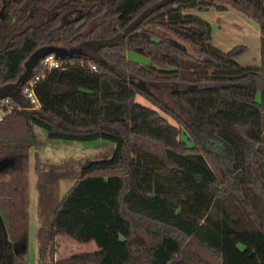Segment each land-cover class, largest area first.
Returning <instances> with one entry per match:
<instances>
[{"label":"trees","instance_id":"trees-1","mask_svg":"<svg viewBox=\"0 0 264 264\" xmlns=\"http://www.w3.org/2000/svg\"><path fill=\"white\" fill-rule=\"evenodd\" d=\"M222 1L259 23L260 64L237 59L245 44L215 45L211 22L189 11L225 9L219 0H0V85L42 45L87 48L64 67L37 64L41 107L0 120V264H28L31 147L54 140L111 150L82 164L63 197L64 164L36 151V264H264V0ZM141 81L171 84L199 128ZM63 235L97 249L56 258ZM192 237L219 261L189 249Z\"/></svg>","mask_w":264,"mask_h":264},{"label":"rangeland","instance_id":"rangeland-1","mask_svg":"<svg viewBox=\"0 0 264 264\" xmlns=\"http://www.w3.org/2000/svg\"><path fill=\"white\" fill-rule=\"evenodd\" d=\"M219 3L224 5L226 8L222 10L217 9L215 6H212V8H209V16H211L213 19L220 13L223 12L224 15L229 16V19H233V13H237L233 5H231L228 2L219 0ZM217 11V12H216ZM213 12V14H211ZM216 12V13H215ZM202 16H205L202 14ZM222 18H218V22H221ZM216 20V19H215ZM241 28V27H240ZM220 31H222L223 27L219 28ZM160 30V29H159ZM162 30V29H161ZM247 30V29H246ZM245 29H240L239 31L235 30L232 31L229 30V28H224L223 33L221 35V39L218 40L215 36V43L218 44L223 49H227L231 44L230 39L234 38H244L246 36ZM235 34V35H234ZM215 35V32H214ZM235 40V39H234ZM92 43V42H91ZM246 43V42H245ZM248 44V43H247ZM90 46V51L93 54H97V50L93 49L94 43H92ZM82 48H86L85 44L81 46ZM255 45H251V49L248 52L250 56H254L255 53ZM126 55L128 58L140 61L146 64H149L151 62V59L136 50H126ZM254 60V59H253ZM241 63L243 64H257L255 61L247 63L246 61L241 58ZM141 85L148 88L149 90L156 93L158 96H160L164 101H166L175 111L179 112L183 119L188 121L193 127L199 128V124L183 109L181 108L176 101H174L170 95H169V89L171 88V84L169 83H154V82H148V81H141ZM136 99L143 104L156 107L148 98L143 96L142 94H137ZM161 113L166 116L171 122L174 124L182 125L180 122H178L177 118L169 115L168 113L161 110ZM201 127L210 128L212 127V123L210 122H203L200 125ZM35 129L38 131V137L42 139L45 137L43 129L39 125H35ZM182 137L184 139L188 138V133L184 130ZM45 139V138H44ZM191 142V141H189ZM95 141H80V140H72V141H64V140H54L48 142L46 145H36V151L39 152V158L40 160H43L45 163L48 162H61L64 164V170L65 173H68L69 177L61 179V190H60V196L63 197L64 194H66L68 188L74 181V177L77 173V171L80 169L82 164H84L86 161L92 158L105 156L108 154V152L111 150V147L107 144H96ZM34 148V149H35ZM36 154L32 152L31 155V168L29 173V182H30V204L28 208L29 212V234H28V248H27V259L28 264H36L37 257H38V246L39 243L36 239V226L39 221V224H41V220L38 218V201H39V192L36 187V181L39 176V172L37 171L35 165H36ZM39 219V220H38ZM67 235H64L65 238H58L55 241L56 245V254L55 256L65 257L75 252H80L87 250L88 247L92 245H96L94 241L90 242H80L77 240L70 239L66 237ZM72 242L70 244L68 242ZM22 246V245H21ZM188 248L191 249L194 252H197L200 254L203 258L207 259L211 262H218L219 259L214 251H211L207 249L197 238L192 237L189 239L188 242Z\"/></svg>","mask_w":264,"mask_h":264},{"label":"crops","instance_id":"crops-1","mask_svg":"<svg viewBox=\"0 0 264 264\" xmlns=\"http://www.w3.org/2000/svg\"><path fill=\"white\" fill-rule=\"evenodd\" d=\"M235 8V10L237 11V13H233V19H229L227 15H224L223 12H220L214 19L209 16L208 12H209V9H206V10H199L198 8H191L189 9V11L191 12H195V13H199V14H203L205 16L206 19H208L211 24H212V33H213V42L215 45H217L218 47H220L218 44L215 43V36L216 38H218V40L221 39V35L223 33V29L225 28H229V30L232 29L235 30V32L240 29H245V31L247 32L246 33V36L244 38H234V39H230V43L229 44L230 46L227 48V49H223L222 47H220L221 49L223 50H229L230 48H232L233 46L237 45V44H245L248 46V49L247 51H245L243 54L239 55L237 57V59L240 61L241 58H243L244 61H246L247 63H250V62H253L255 61V63L257 64H260L261 62V28H260V25L259 23L254 20L253 18L249 17L246 13H244L243 11L239 10L238 8H236L235 6H233ZM212 8V7H211ZM223 11V10H222ZM217 12V11H216ZM215 12V13H216ZM211 14H213V12H211ZM222 18L221 19V22H218V18ZM216 19V20H215ZM223 27L222 31H220L219 28ZM241 27V28H240ZM247 29V30H246ZM214 32H215V35H214ZM235 35V34H234ZM246 42V43H245ZM248 43V44H247ZM255 45V53H254V56H250L249 55V51L251 49V45ZM254 59V60H253ZM241 62V61H240ZM257 100H262V92L259 91L257 93ZM35 147H31V153H30V168H31V155H32V152L34 154H36V148L34 149ZM36 160V159H35ZM6 164V161L5 160H2L0 161V168L3 167L4 165ZM29 189H30V182H29ZM30 191V190H29ZM39 218V216H38ZM40 219V218H39ZM38 219V220H39ZM39 221L37 223V226H36V239L38 241V237H37V232H38V228H39ZM64 236V235H63ZM63 236H58V238H65ZM70 239H72L71 237L69 236H66ZM68 242L70 244H72V242H70L68 240ZM97 249V245H90L88 247L87 250H84V251H92V250H95ZM58 258V257H56ZM38 259V257H37ZM37 262V261H36Z\"/></svg>","mask_w":264,"mask_h":264},{"label":"water","instance_id":"water-1","mask_svg":"<svg viewBox=\"0 0 264 264\" xmlns=\"http://www.w3.org/2000/svg\"><path fill=\"white\" fill-rule=\"evenodd\" d=\"M54 53L58 58H73L82 57L86 53L80 47H66L56 44H46L36 48L26 59L24 66V71L20 74L18 79L13 82H8L0 85V99L11 96L17 102H19L23 107L28 108L30 106L27 97L22 92L23 84L29 80L35 73V67L40 62V60L48 55ZM23 242L19 241L15 243L16 250L21 249Z\"/></svg>","mask_w":264,"mask_h":264},{"label":"built area","instance_id":"built-area-1","mask_svg":"<svg viewBox=\"0 0 264 264\" xmlns=\"http://www.w3.org/2000/svg\"><path fill=\"white\" fill-rule=\"evenodd\" d=\"M69 62H71L70 58L61 59L58 58L54 53H51L44 56L38 64H40L41 66L47 69H52V68L64 67ZM81 63L83 64L84 62L81 61ZM91 67L96 68V65L92 64ZM40 77L41 74L35 70L34 75L29 80H27L22 86V92L27 97L30 104L28 108L38 109L41 107L40 100L35 91L36 81L40 79ZM20 108H25V107H23L19 102H17L11 96H6L0 99V120L4 119L5 116L10 112Z\"/></svg>","mask_w":264,"mask_h":264}]
</instances>
